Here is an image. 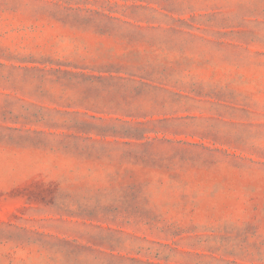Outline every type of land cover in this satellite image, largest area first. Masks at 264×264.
Listing matches in <instances>:
<instances>
[{"label":"rangeland","instance_id":"374dc122","mask_svg":"<svg viewBox=\"0 0 264 264\" xmlns=\"http://www.w3.org/2000/svg\"><path fill=\"white\" fill-rule=\"evenodd\" d=\"M0 264H264V0H0Z\"/></svg>","mask_w":264,"mask_h":264}]
</instances>
